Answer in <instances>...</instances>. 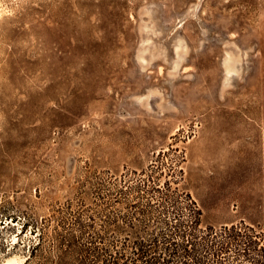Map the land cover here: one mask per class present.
<instances>
[{
  "label": "rangeland",
  "instance_id": "obj_1",
  "mask_svg": "<svg viewBox=\"0 0 264 264\" xmlns=\"http://www.w3.org/2000/svg\"><path fill=\"white\" fill-rule=\"evenodd\" d=\"M186 194L264 247V0H0V264L186 226Z\"/></svg>",
  "mask_w": 264,
  "mask_h": 264
},
{
  "label": "trees",
  "instance_id": "obj_2",
  "mask_svg": "<svg viewBox=\"0 0 264 264\" xmlns=\"http://www.w3.org/2000/svg\"><path fill=\"white\" fill-rule=\"evenodd\" d=\"M184 198L189 217L186 226L175 209L173 218L161 220L158 230L151 233L132 223L129 226L108 224L101 229L104 233L100 236L98 232L87 231L89 225L74 222L66 238L57 242L49 264H226L224 255L232 248L242 251L233 255L234 259L238 255L250 260L252 246L258 253L256 259L251 257L254 264H264L263 244L242 241L233 225L223 226L219 235L212 226H207L202 235H196L194 232L202 223L201 212L188 194ZM136 214L140 215V211ZM108 232L112 234L111 239L105 236ZM122 232H128L131 238L121 242L114 239ZM39 246V242L32 246L31 255ZM232 264H237L236 260Z\"/></svg>",
  "mask_w": 264,
  "mask_h": 264
},
{
  "label": "bare ground",
  "instance_id": "obj_3",
  "mask_svg": "<svg viewBox=\"0 0 264 264\" xmlns=\"http://www.w3.org/2000/svg\"><path fill=\"white\" fill-rule=\"evenodd\" d=\"M17 51H18L17 44L12 43L11 50L9 52V56L6 60L8 70L11 73L16 69L17 62L19 60L18 56L16 55Z\"/></svg>",
  "mask_w": 264,
  "mask_h": 264
}]
</instances>
